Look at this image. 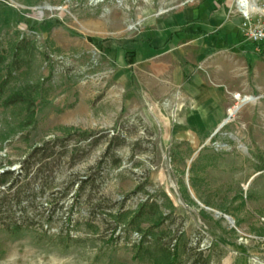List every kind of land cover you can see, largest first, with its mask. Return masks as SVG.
Instances as JSON below:
<instances>
[{"label": "rangeland", "instance_id": "obj_1", "mask_svg": "<svg viewBox=\"0 0 264 264\" xmlns=\"http://www.w3.org/2000/svg\"><path fill=\"white\" fill-rule=\"evenodd\" d=\"M242 6L0 0V264H264V54L228 39Z\"/></svg>", "mask_w": 264, "mask_h": 264}, {"label": "built area", "instance_id": "obj_2", "mask_svg": "<svg viewBox=\"0 0 264 264\" xmlns=\"http://www.w3.org/2000/svg\"><path fill=\"white\" fill-rule=\"evenodd\" d=\"M251 11L241 26V34L244 40L253 44L255 51L264 54V20L254 18ZM240 95V94H239ZM241 96H239V99Z\"/></svg>", "mask_w": 264, "mask_h": 264}, {"label": "trees", "instance_id": "obj_3", "mask_svg": "<svg viewBox=\"0 0 264 264\" xmlns=\"http://www.w3.org/2000/svg\"><path fill=\"white\" fill-rule=\"evenodd\" d=\"M19 49H20V47H18L17 50H19ZM5 61H6L5 56L0 53V67L5 63ZM15 65H16V62L14 61L12 66H15ZM2 89H3V85H0V93L2 92ZM21 100H22L21 96L14 95L10 99L6 100L5 104H8V105L9 104H15V103L20 102ZM83 135H87V134H83ZM39 150H40V148H36L34 150V154H32V155H35ZM28 162H29V159H28ZM29 166H27V167H29ZM24 169L25 170H28L26 168H24ZM14 175H15V172L12 171V170H5L4 172L0 173V185L7 184L9 181H11V179H12V177ZM14 184H15V181L13 180L11 182V184L8 186L7 190H10L14 186ZM145 205L146 204H143L142 205V208L140 209V212L138 214V217L139 216H143L146 213L145 208H144ZM14 229L18 230V229H20V226H16Z\"/></svg>", "mask_w": 264, "mask_h": 264}, {"label": "crops", "instance_id": "obj_4", "mask_svg": "<svg viewBox=\"0 0 264 264\" xmlns=\"http://www.w3.org/2000/svg\"><path fill=\"white\" fill-rule=\"evenodd\" d=\"M217 25V22L215 21V20H212V21H208V22H203V21H199V20H197L196 22H195V24H194V27L196 28V29H200V30H202V31H206V30H208V29H214L215 27H217L216 26ZM229 25V24H228ZM231 26H232V28L234 29L235 27H236V25H235V23L234 22H231ZM241 29V28H240ZM214 38V37H213ZM212 38V42H214V44L216 45L217 44V41H216V39H218V37L216 36L215 37V39H213ZM239 38H241V39H243L242 38V34H241V31L238 33V32H236L235 30H233L232 31V33L229 35V37H228V39L231 41V42H235V41H237V39H239ZM227 39V38H226ZM227 39V42L229 41ZM243 50H245V51H247V50H249V47H245ZM254 50H255V48H254V46H252V51H253V53H254ZM248 53V52H247ZM248 55V58H247V61L250 63V64H254V61L255 60H253V58H251L250 57V55L251 54H247ZM204 113V115H206L205 113H207V111L205 110V112H203ZM223 124V122L220 124V126Z\"/></svg>", "mask_w": 264, "mask_h": 264}, {"label": "bare ground", "instance_id": "obj_5", "mask_svg": "<svg viewBox=\"0 0 264 264\" xmlns=\"http://www.w3.org/2000/svg\"><path fill=\"white\" fill-rule=\"evenodd\" d=\"M241 2L243 3V6L241 7V10L242 12L245 14V15H248L252 9H254L256 7L255 3H256V0H241ZM238 4V3H237ZM241 5V4H240ZM251 10V11H250ZM234 98L236 100H239V103L237 105L240 104V99H239V96L241 97H244L242 96L241 94H236V95H233ZM236 105V106H237ZM244 106V105H243ZM242 106V107H243ZM235 107V106H234ZM228 114H229V118L231 117V108L228 110Z\"/></svg>", "mask_w": 264, "mask_h": 264}]
</instances>
